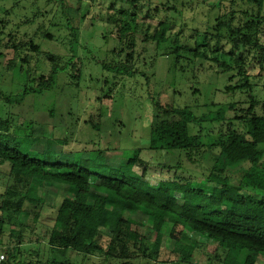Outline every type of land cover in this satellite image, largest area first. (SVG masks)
Returning <instances> with one entry per match:
<instances>
[{"label":"rangeland","instance_id":"1","mask_svg":"<svg viewBox=\"0 0 264 264\" xmlns=\"http://www.w3.org/2000/svg\"><path fill=\"white\" fill-rule=\"evenodd\" d=\"M141 1L151 3L152 8L159 7L155 25L160 24L168 36L182 38L190 46L201 40V34L212 31L218 16L230 5L229 0ZM252 1L260 5L264 15V1ZM114 3L115 0H0V21L5 24L0 47L5 55L0 61V91L7 97H19L24 90L37 88L40 76L49 78L56 66L64 68L43 92L30 91L20 103L16 99L10 104L0 101V119L9 120L13 129L21 130L17 137L28 141L24 151L51 163L68 161L117 177L130 159V152L141 149L143 164H138L135 171L163 191H170L174 182H200L198 186L206 189L202 180L214 169L227 175L233 185H239L250 162H244L242 170L226 172L221 162L214 164L212 157L191 164L181 152H156L146 145L158 114L157 105L166 109L186 107L198 117L210 115L213 119L217 110L213 104L238 103L236 109L247 108L251 96L264 102V65L261 68L253 61L248 68L253 89L234 93L227 90L240 80L232 78L233 73H222L213 62L195 60L186 50L180 51L182 59L177 61L170 54L171 45L143 41L148 34L143 26L131 32L136 37L135 75L119 73L114 68L123 67L128 52L122 53L125 44L108 17L118 16L116 8L128 9L129 5L121 2L111 9ZM167 8L174 10L168 12ZM262 31L264 42V27ZM29 42L38 45L39 52L25 46ZM13 45L20 48L15 50ZM49 56L54 57L53 62ZM257 110L260 112V106ZM233 114V110L229 111L227 118ZM220 125L207 122L191 129L193 134L201 132L205 143H209L219 136ZM9 170V165H0V194L8 182ZM258 171L264 177V160ZM66 193L67 187L60 186L46 190L42 198L36 197L46 203L37 222L33 221L34 215L24 220L26 242L33 243L23 245V254L44 249ZM244 194L257 201L264 199V189ZM202 204L222 206L221 201L212 198H205ZM154 214L163 219L162 213ZM135 221L133 229L137 233L132 238L150 237L146 221L140 217ZM10 233L11 227L6 225L4 234H0V251L10 244ZM207 244L196 251L195 264H224L221 252L216 253ZM163 246L161 260L177 261L183 246ZM1 254L6 259V252ZM70 258L82 259L75 254ZM257 264H264V260Z\"/></svg>","mask_w":264,"mask_h":264},{"label":"trees","instance_id":"2","mask_svg":"<svg viewBox=\"0 0 264 264\" xmlns=\"http://www.w3.org/2000/svg\"><path fill=\"white\" fill-rule=\"evenodd\" d=\"M121 2L128 3L129 8L118 10L116 6ZM229 3L212 31L201 34V40L190 46L182 38L168 36L160 24L155 25L159 7L152 8L151 3L141 0H115L110 8H116L118 16H109L108 20L114 23L118 38L125 44L122 53H128L123 67L114 69L135 75L136 37L131 32L145 26L148 34L144 42L171 45L170 54L177 61L182 59L180 51L186 50L195 60L213 62L222 73H233L232 78L240 80L228 91L252 90L248 68L255 60L261 68L264 65V15L252 0ZM4 30L5 24L0 21V47ZM25 46L35 53L40 50L33 42ZM18 47L12 46L15 50ZM4 58L0 51V61ZM48 59L54 61L52 56ZM63 69L56 66L51 77L40 76L37 88L26 89L19 97H7L0 91V101L10 104L16 99L20 103L30 91L43 92ZM249 102L247 108L240 109L235 108L238 103L213 104L217 108L213 119L210 115L198 117L186 107L166 109L157 105L158 114L146 145L149 150L178 151L191 164L212 157L214 164L221 162L226 172L237 170L244 162L251 163L249 169L243 170L239 185H233L227 175L214 169L202 180L208 188L199 187L200 182H174L168 192L151 185L135 171L138 164H143L141 149L132 150L117 177H112L111 173L102 174L68 161L51 163L36 158L23 150L28 141L17 137L21 130L13 129L9 120L0 119V165L10 168L8 182L0 194V234H4L6 225L11 227L10 244L0 251L7 257L0 264H195L196 251L207 243L216 253L221 252L224 264H257L264 260V199L257 201L244 194L264 189V177L258 171L264 160V102L253 96ZM231 110L234 114L227 118ZM207 122L221 124L219 136L209 143H205L201 132L193 134L191 129ZM60 186H66L67 193L49 239L42 251L31 250L26 256L23 245L32 241L26 242L24 220L34 215L33 221L37 222L46 202L36 197L42 198L46 190ZM205 198L217 199L222 206L203 205ZM154 212L162 213L163 219ZM137 217L149 225L150 237L132 238L137 233L133 229ZM167 243L183 246L177 261L161 260V250ZM70 254L81 257V261L72 260Z\"/></svg>","mask_w":264,"mask_h":264},{"label":"built area","instance_id":"3","mask_svg":"<svg viewBox=\"0 0 264 264\" xmlns=\"http://www.w3.org/2000/svg\"><path fill=\"white\" fill-rule=\"evenodd\" d=\"M3 260H5V254H1L0 255V262L3 261Z\"/></svg>","mask_w":264,"mask_h":264}]
</instances>
